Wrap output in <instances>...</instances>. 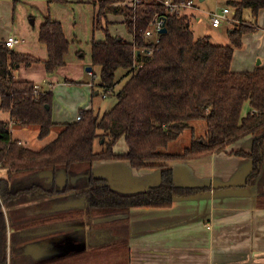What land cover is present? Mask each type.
<instances>
[{
  "label": "trees",
  "instance_id": "obj_1",
  "mask_svg": "<svg viewBox=\"0 0 264 264\" xmlns=\"http://www.w3.org/2000/svg\"><path fill=\"white\" fill-rule=\"evenodd\" d=\"M163 1L143 0L134 8L125 5L124 0L92 1L96 7L93 31L104 34L103 41L91 42L92 67L100 70L93 94H113L122 83L115 93L117 102L102 114L92 109L80 110L79 121L61 124L56 138L39 150L24 147L14 139L10 123L36 127L37 138L45 139L56 125L52 118L53 92L36 89L35 83L15 79L13 74L18 66L36 63H42L48 75L53 74L65 65L70 42L61 23L49 17L38 31V41L47 50L44 61L8 49L0 41V111L10 116V122L0 121V170L5 172L0 176V264H17L18 256L14 236L9 250L8 231L12 234L13 228L9 212H3L2 207L7 208L23 194L25 184L39 185L25 178L44 172L52 173L53 190L49 195L82 196L88 213L94 215L127 213L132 208L169 209L174 197L197 195L209 188L177 187L172 168L157 162L204 158L252 136L249 151L231 154L251 160L247 184L258 185L257 204L264 208V182L260 181L264 162V68L252 72L230 69L234 51L243 46L242 37L256 31L254 26L259 11L264 9V0L227 3L233 21L249 20L254 26L247 27L241 22L229 30L230 44L226 46L212 44L208 36L195 38L191 17L186 12L169 13ZM110 14L123 16L132 42L110 33L107 19ZM158 18L165 20L166 32L146 38L145 31ZM119 70L125 73L117 82ZM95 74L92 73L93 79ZM245 104L249 111L242 115ZM196 120L205 121V135H192L188 147L178 153H167L169 144ZM120 139L127 146L122 154L114 152ZM95 142L101 146L99 152L94 149ZM98 161H126L135 170L156 167L161 171V180L146 191L120 193L104 178L92 175L90 167ZM83 164L87 166L86 172L82 171ZM60 173L66 177L63 187L56 183Z\"/></svg>",
  "mask_w": 264,
  "mask_h": 264
},
{
  "label": "crops",
  "instance_id": "obj_2",
  "mask_svg": "<svg viewBox=\"0 0 264 264\" xmlns=\"http://www.w3.org/2000/svg\"><path fill=\"white\" fill-rule=\"evenodd\" d=\"M64 1L58 5L93 6L94 18L96 7L93 0ZM51 4V0H0V41L15 37L19 42L13 47L14 51L44 61L46 47L38 41V33L30 36L28 20L34 17L32 23L36 25V14L39 13L43 15L40 26L46 17L61 23L51 17ZM196 12L199 13L198 7L186 14L191 21L200 24L201 18L195 15ZM93 18L90 52L92 41L104 40L100 30L93 31ZM107 19L110 33L122 38L121 32L114 28L124 22L123 16L110 14ZM223 23L228 25L229 20L211 30H218ZM256 25L255 32L242 37L243 48L234 51L230 65L232 72H252L258 67L264 68V9L257 15ZM67 40L70 49L76 40ZM71 62H75L74 58L70 59L67 53L65 65L55 75H48L43 64L36 63L30 67L18 66L13 77L31 81L38 89H51L53 97L55 91H58L56 95L59 97L60 91L73 95L67 89V80L87 82L90 98L89 101L84 99L83 108L78 111L95 110L93 99L101 95L93 94L97 82L94 79L89 82V78H93L92 64L86 66L82 63L78 68L74 67L75 73H71L72 67L68 65ZM84 67H91V71H86ZM37 83L51 86L46 88ZM61 116L65 119L61 120ZM71 117V112L64 106L52 105V118L56 124L74 122L76 117ZM0 119L10 122L9 113L0 115ZM33 129L10 123L11 134L13 136L15 132L16 135L13 138L31 150H39L54 139L49 135L37 142L38 129ZM252 140V136H246L225 151L204 158L157 162L172 168L175 186L209 188L197 195L174 197L169 209L132 208L127 213L107 214L91 220V217H88L89 220L85 217V220L78 216L81 213L93 216V213H88L84 197L48 194L53 190L51 172L25 178L35 180L39 185L30 187L25 184L26 191L23 189L25 192L7 207L12 234L18 245L17 264H264V208L257 204L258 185L247 184L252 162L231 154L239 150L249 151ZM114 152L119 153L115 151V146ZM86 169L83 167L82 171L86 172ZM90 171L93 176L104 178L113 190L120 193L146 191L159 185L161 180L159 168L135 170L126 161L94 162Z\"/></svg>",
  "mask_w": 264,
  "mask_h": 264
},
{
  "label": "rangeland",
  "instance_id": "obj_3",
  "mask_svg": "<svg viewBox=\"0 0 264 264\" xmlns=\"http://www.w3.org/2000/svg\"><path fill=\"white\" fill-rule=\"evenodd\" d=\"M232 0H195L196 7H198L199 13L196 12L195 15H199L201 18V23L197 24L194 21H191V30L193 31V34L195 38H200V37H205L208 36L210 39V42L215 45H222L226 46L230 44V41L228 39V32L229 30H232L233 28L237 27L241 22L239 21H233L232 16H229V24L226 25V23H223L222 27H220L218 30H211L212 26L210 23V14L215 11H220L224 7H228L227 3ZM233 1H238V0H233ZM124 3H128V0H124ZM93 6L88 5V4H83V5H63L60 6L58 3H52L50 10H51V17L58 19L61 21L65 34L67 38L71 41L72 39H75L76 42L71 45V48L69 49L70 52L68 51L70 55V59L74 58L75 62L68 63L69 66L72 67L71 73H75L74 67L78 68L82 63L86 64V66H90L91 63V53H90V44H89V39L91 38V25H92V18H93ZM230 9V8H229ZM37 22L36 25H33L32 19L34 17L29 18L28 24H29V33L30 36H32V33L36 34L38 33L40 22L42 21L43 15L37 13ZM246 18H249V15H245ZM36 17V16H35ZM244 21V20H243ZM243 25L247 27H253L254 24L252 21L245 20V22H242ZM121 22V24H118V28H114V30L118 29L121 32V36L124 40L130 42L132 40V37L130 34L125 31V26ZM255 29L257 30V25L254 26ZM243 48V46H242ZM241 48V49H242ZM238 57V56H237ZM236 57V58H237ZM86 68V67H84ZM95 74L94 82H98V75H99V68L94 67L93 68ZM57 70L54 72L53 75H55ZM122 73H125V70H119L117 72V82H120V77ZM52 77V76H50ZM49 77V78H50ZM93 80L92 77L89 78V82ZM47 82V81H46ZM64 82V79H63ZM39 85L43 84L44 86H51L49 84L45 83H37ZM87 82L84 81H78V82H69V84H66L67 89H70L71 92H73V95L71 96L69 93L65 94L62 93L61 91L58 93L61 97L57 96V92H54V97H53V103L57 105L64 106L66 109H68L72 117H77L78 115V110L80 108H83L82 102L84 99L89 101L90 98V90L87 88ZM57 86V85H56ZM122 86V83L117 85L116 91L120 89ZM55 89V86H54ZM115 91V93H116ZM64 92H66L64 90ZM109 94L107 98H102V96L95 97L93 99V107L95 110H93L96 113L102 114L103 112L109 110L114 104L117 102L116 94ZM100 108V109H99ZM249 111V107L247 104L244 105L243 110H242V115H245ZM7 113V112H6ZM5 112L1 111L0 115H4ZM69 116H71L69 114ZM65 119L64 116H61V120ZM2 120V119H0ZM190 127L186 129L183 134L173 141L172 143L169 144L166 152L167 153H178L184 148L188 147L190 145L191 141V135L195 137H201L204 136L206 133V123L203 120H196L190 122ZM37 128L34 127V131ZM14 130V129H13ZM61 130V124H56L55 127L53 128L52 132L49 134L50 137L53 136L55 139L58 133ZM16 137L15 132L13 137ZM14 137V138H15ZM52 139V140H54ZM36 141H41L36 138ZM26 146V145H25ZM101 150V146L98 142L95 143V151L99 152ZM127 151V146L124 142V139H121L116 145H115V151L122 153L124 151ZM81 167H87L86 164H83ZM261 174H260V181L264 182V162L261 167ZM2 170H0V176L2 177ZM264 189V187H262ZM264 202V199H263ZM3 212H7V208L4 206L2 207ZM114 214V213H110ZM78 216V215H77ZM76 216V217H77ZM100 215L93 214V216L85 215V213H81V216H78V218H84L88 217L91 219L98 218ZM107 216V215H106ZM72 218V217H71ZM86 220V219H85ZM89 220V219H88ZM13 235L11 234L10 231H8V246L10 250V245H11V237ZM19 240V239H18ZM18 244L20 242L17 241ZM18 245L15 243V248H17ZM10 257V254H9ZM11 258V257H10ZM9 258V260H10Z\"/></svg>",
  "mask_w": 264,
  "mask_h": 264
},
{
  "label": "built area",
  "instance_id": "obj_4",
  "mask_svg": "<svg viewBox=\"0 0 264 264\" xmlns=\"http://www.w3.org/2000/svg\"><path fill=\"white\" fill-rule=\"evenodd\" d=\"M143 0H128V3H124L132 8L136 7L137 4L141 3ZM163 5L168 10L169 13H176L181 15L187 11L196 9L195 0H188L182 3H175L173 0H164ZM229 16H232V11L228 7L222 8L220 11H215L210 14V23L212 28H217L223 22L229 19ZM165 27V20L163 18H158L152 21L150 28L147 29L144 33L146 38H156L159 31ZM5 45L8 49H13V47L19 42L15 37H8L5 41ZM38 89V86H35ZM81 119L80 114L77 115L76 121ZM1 202V200H0Z\"/></svg>",
  "mask_w": 264,
  "mask_h": 264
},
{
  "label": "water",
  "instance_id": "obj_5",
  "mask_svg": "<svg viewBox=\"0 0 264 264\" xmlns=\"http://www.w3.org/2000/svg\"><path fill=\"white\" fill-rule=\"evenodd\" d=\"M200 1H203V0H200ZM165 32H166V28H165V27H163V28L159 31L160 34L165 33ZM86 71L90 72V71H91V67H87V68H86ZM65 180H66L65 175H64L63 173H60V174L58 175L57 179H56V182H57V184H58L60 187H62V186L64 185V183H65Z\"/></svg>",
  "mask_w": 264,
  "mask_h": 264
}]
</instances>
